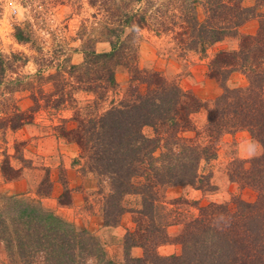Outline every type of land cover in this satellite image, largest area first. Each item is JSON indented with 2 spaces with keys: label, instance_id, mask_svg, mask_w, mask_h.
Returning <instances> with one entry per match:
<instances>
[{
  "label": "trees",
  "instance_id": "obj_1",
  "mask_svg": "<svg viewBox=\"0 0 264 264\" xmlns=\"http://www.w3.org/2000/svg\"><path fill=\"white\" fill-rule=\"evenodd\" d=\"M242 1L113 0L104 11L105 25L98 37L84 40L80 63H71L68 56L53 63L40 51L31 74L18 71L28 60L25 55L0 52V95H7L0 101V128L14 131L32 122L40 109L72 105L71 116L54 129L59 138L78 146L75 160L97 177L94 195L102 226L117 225L125 213L131 214L133 223L123 235V262L117 263L91 230L76 228L38 201L0 194V241L9 259L0 264H29L39 255L42 264H264V9H260L264 0L251 6ZM250 20H256L255 30L240 33L239 28ZM126 29L130 32L124 36ZM143 29L156 35L173 32L171 38L181 51L204 52L227 37H237L236 48L216 51L208 63V77L219 84L220 92L206 106L202 128L206 141L199 139L191 120L202 107L201 100L159 71L138 67L132 40ZM81 30L83 37L87 28ZM14 38L31 40L30 32L19 26L14 27ZM101 40L109 42V50L96 51L95 43ZM52 66L54 72L44 74ZM118 66L129 73L119 92ZM234 72L244 76L243 85H227ZM47 82L52 89H43ZM23 90H28L31 102L26 109L16 100L9 103L15 92ZM75 91L92 99L77 107ZM239 130L259 144L260 152L230 160L226 174L230 181L253 190L254 200L234 197L209 202L170 236L167 227L182 220L178 208L183 202L167 200L166 188L209 189L210 175L202 171L203 166L215 159L219 138ZM187 131L195 132L194 137L185 136ZM14 149L18 153L16 144ZM15 154H4L0 161L6 181L20 175V168L10 162L18 158ZM59 179L62 191L57 203L69 205L72 189L63 175ZM51 190L46 176L35 193L46 197ZM128 198L133 205L127 204ZM165 243L179 245L180 252L160 255L157 247ZM133 247L141 248L140 256L129 253Z\"/></svg>",
  "mask_w": 264,
  "mask_h": 264
},
{
  "label": "rangeland",
  "instance_id": "obj_2",
  "mask_svg": "<svg viewBox=\"0 0 264 264\" xmlns=\"http://www.w3.org/2000/svg\"><path fill=\"white\" fill-rule=\"evenodd\" d=\"M113 0H0V52L2 54L22 53L27 62L18 68L21 74H31L36 71V57L40 51L44 57L53 63L57 59L70 57L71 63L82 61V45L86 37H98L99 31L105 25L102 18L104 11ZM158 3L167 0H154ZM244 6H251L255 0H243ZM261 10L264 7L260 8ZM197 14L203 17L197 8ZM19 26L30 32L31 40L19 42L14 38V27ZM257 26L256 20H250L239 28L240 33H251ZM87 28L85 33L82 28ZM125 30L124 36L129 33ZM173 33V32H172ZM172 33L156 35L152 31L143 29L133 37L136 47V63L139 68L159 71L169 80L176 81L186 91L194 93L202 103V107L191 115V120L199 139L206 141L203 125L206 121V106L209 101L220 92L219 84L208 77V63L213 54L220 49L237 47V37H227L207 48L204 52L194 50L181 51L175 46L171 38ZM96 51L110 49L108 41H97ZM54 67L45 69L44 74L53 73ZM129 73L124 66L115 70L118 92L128 81ZM230 87L243 85L244 76L239 72L232 73L227 79ZM51 82L43 85L44 90H50ZM119 94V93H118ZM75 105H84L92 99V95L82 91H75ZM7 95H0V101ZM13 100L22 109L30 104L28 90L14 93ZM3 102L0 103V116L3 115ZM73 106L69 103L60 109L43 108L34 116L32 122L14 131L0 128V161L4 154H15L14 145L18 146V158H11V164L19 169L20 175L13 180L6 181L0 174V194L17 195L28 201H38L45 209H50L57 216L72 223L76 228L85 227L91 230L100 241L105 242V251L109 258L117 263L123 262V235L126 229L133 226L131 214L125 213L114 226H102V215L99 205L95 202L94 191L97 189V177L86 170L78 161V146L68 143L56 135L54 126L63 118L71 116ZM150 134V129L145 128ZM185 136L194 137L195 132H184ZM260 152L259 144L252 140L244 130L223 134L217 142L215 159L203 166L202 171L209 173L211 187L200 188L194 185H177L166 188L167 200L179 199L183 203L178 208L181 221L169 225L167 232L175 236L182 228L185 219L197 214L198 208L209 202L230 201L234 197L252 201L255 192L248 187H241L228 179L227 163L234 159H248ZM19 159H23L24 162ZM63 175L67 186L72 189V201L69 205H58L57 197L62 191L59 179ZM48 176L52 183L51 193L46 197L36 195L40 181ZM87 197V202L84 198ZM127 204L133 205L128 198ZM172 207V205H168ZM175 207V206H173ZM160 255H171L180 252V246L165 243L157 247ZM132 256H140L141 248H131ZM9 261L4 244L0 241V262ZM18 264H24L16 261ZM29 264H42L40 255Z\"/></svg>",
  "mask_w": 264,
  "mask_h": 264
},
{
  "label": "crops",
  "instance_id": "obj_3",
  "mask_svg": "<svg viewBox=\"0 0 264 264\" xmlns=\"http://www.w3.org/2000/svg\"><path fill=\"white\" fill-rule=\"evenodd\" d=\"M123 215H125V214H123ZM135 248H137V247H133V249H135Z\"/></svg>",
  "mask_w": 264,
  "mask_h": 264
}]
</instances>
